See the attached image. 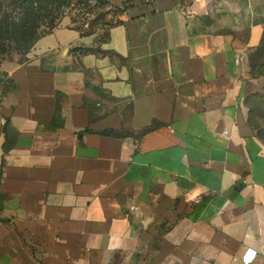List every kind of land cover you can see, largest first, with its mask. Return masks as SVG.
Masks as SVG:
<instances>
[{"label": "crops", "instance_id": "obj_1", "mask_svg": "<svg viewBox=\"0 0 264 264\" xmlns=\"http://www.w3.org/2000/svg\"><path fill=\"white\" fill-rule=\"evenodd\" d=\"M106 1L0 64V264H264V0Z\"/></svg>", "mask_w": 264, "mask_h": 264}, {"label": "trees", "instance_id": "obj_2", "mask_svg": "<svg viewBox=\"0 0 264 264\" xmlns=\"http://www.w3.org/2000/svg\"><path fill=\"white\" fill-rule=\"evenodd\" d=\"M65 0H1L0 1V54H9L8 50L21 52L27 55L36 41L42 36L50 33L55 29V19L53 18L54 10L59 8ZM86 6H95L102 0H85ZM104 1V0H103ZM107 3L106 1H104ZM95 3V4H94ZM109 10V8H108ZM46 19H50V27L37 34V29L40 24ZM86 19V18H85ZM90 24V23H89ZM83 24L74 25L82 35L95 34L93 22L87 28L83 27ZM107 25L101 31L105 32L104 39L100 37L101 42L108 41V27ZM264 25V22H263ZM264 46V33L261 44L257 51ZM97 52H102L100 49H96ZM26 60V59H25ZM24 60V61H25ZM23 62V61H22ZM263 63V61H262ZM264 67V66H263ZM262 66L249 65L250 75L254 78L264 76V68ZM109 133L116 135L117 132L110 131Z\"/></svg>", "mask_w": 264, "mask_h": 264}, {"label": "rangeland", "instance_id": "obj_3", "mask_svg": "<svg viewBox=\"0 0 264 264\" xmlns=\"http://www.w3.org/2000/svg\"><path fill=\"white\" fill-rule=\"evenodd\" d=\"M104 1L102 0L97 4L94 3L95 6H86L85 0H65L59 8H56L53 11V18H56L54 26L58 27L63 23H67L69 25L74 24L78 26L84 23L83 27L87 28V26H89L91 22H93L92 28L95 30V32H100L99 37H102V39H104L105 32L101 31V29H104L107 25L115 20V16L112 15V11L110 9L108 10L109 7ZM51 22L52 21L50 19H46L43 23H41V26H39V28L37 29V34L39 33V31L42 32L47 30L50 27ZM230 32L233 34V41L236 44L244 43L248 36V31L246 28L242 31H237L236 33L234 31ZM8 51L10 52L9 54H6V52L0 54V64L4 61L22 62L25 59H28L29 53L25 55V52L18 53L13 50ZM247 55V63L249 65H260L262 67L264 66V46L259 51L254 50L249 52ZM11 87H13L12 81L7 76L6 72L0 70V92L4 93Z\"/></svg>", "mask_w": 264, "mask_h": 264}, {"label": "built area", "instance_id": "obj_4", "mask_svg": "<svg viewBox=\"0 0 264 264\" xmlns=\"http://www.w3.org/2000/svg\"><path fill=\"white\" fill-rule=\"evenodd\" d=\"M249 252H250L251 256L250 257H247V254H249ZM255 255H256L255 251H253V250H247L246 251V254L242 258L243 259V262L245 264L250 263L254 259Z\"/></svg>", "mask_w": 264, "mask_h": 264}]
</instances>
